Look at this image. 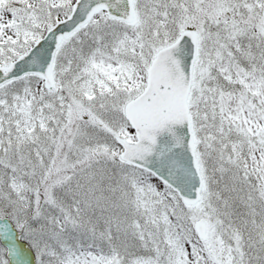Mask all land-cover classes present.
Masks as SVG:
<instances>
[{"label": "snow or ice", "instance_id": "obj_1", "mask_svg": "<svg viewBox=\"0 0 264 264\" xmlns=\"http://www.w3.org/2000/svg\"><path fill=\"white\" fill-rule=\"evenodd\" d=\"M0 264H264V0H0Z\"/></svg>", "mask_w": 264, "mask_h": 264}]
</instances>
